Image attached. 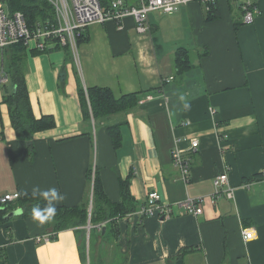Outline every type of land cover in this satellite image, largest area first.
Here are the masks:
<instances>
[{
    "label": "crops",
    "instance_id": "0c3cea01",
    "mask_svg": "<svg viewBox=\"0 0 264 264\" xmlns=\"http://www.w3.org/2000/svg\"><path fill=\"white\" fill-rule=\"evenodd\" d=\"M217 5L220 17L210 22L199 3L174 12L183 14L189 31L183 49L190 64L181 71L174 64L182 48L169 50L162 37H153L151 13L145 34L136 32L131 17L90 26L77 60L68 50L33 54L38 51L25 47L33 115L52 117L55 127L33 135L29 156L0 91V197L56 187L65 196L57 206L89 199L90 214L93 188L86 173L92 168L111 202L121 201L120 182L128 180L135 211L117 218L118 236L115 227L103 233V224L88 221L85 233L67 229L48 242L45 223L21 216L1 221L0 264H264V180L245 187V180L264 171V0H256L259 13L251 25L242 24L238 2ZM4 78L0 74L1 87L9 83ZM89 88L109 89L116 99L138 93L140 101L84 120L79 90ZM110 125L120 126L117 149L105 129ZM192 140L199 143L196 150ZM175 149L189 159L187 183L173 164ZM223 172L234 198L221 196L213 205L207 198ZM158 185L171 213L142 218L146 196ZM200 197L206 201L197 215L176 206ZM244 229L255 234L249 242Z\"/></svg>",
    "mask_w": 264,
    "mask_h": 264
},
{
    "label": "trees",
    "instance_id": "16d2710c",
    "mask_svg": "<svg viewBox=\"0 0 264 264\" xmlns=\"http://www.w3.org/2000/svg\"><path fill=\"white\" fill-rule=\"evenodd\" d=\"M103 5H106L107 0H102ZM10 9L14 12H22L28 23L32 24L38 19L46 18L52 20V10L42 0H8ZM220 17L219 8L212 6L209 12H206V22L214 21ZM87 36H83L79 43L87 41ZM43 54L45 52H33V54ZM5 54L8 71L5 73L6 82L10 83V87L4 86V102L8 106L11 125L16 133L17 138L23 139L27 144L29 156L34 154L32 138L35 133L50 130L55 127V121L52 117L42 116L36 119L33 115L31 104L29 101L28 92L24 82V72L26 70V55L25 46L22 43L12 45L0 52L1 67L3 65V55ZM188 51L179 49L175 55V67L181 71L187 68L190 64ZM15 89V91L13 90ZM79 100L84 120H89L91 117L94 120H100L111 115L135 108L140 96L138 93L125 95L116 99L111 91L106 88H89L85 94L83 89L79 90ZM107 135L111 140L114 149H117L122 144V133L119 125H110L106 128ZM263 173V172H262ZM262 173L255 174L250 180L260 181L263 178ZM94 178L92 181V175ZM86 178L92 185V208L89 214V199H84L79 205L74 207L57 206V214L55 218L46 222L45 226L51 239H55V235L67 229L82 228L85 233V228L90 222L92 227L103 224L105 229L108 226L115 227L116 235L119 234L117 226V218L125 217L128 214L134 213L135 208L133 200L129 196V181L120 182L121 201L118 203L111 202L102 187L98 170L92 171L88 169ZM245 180V181H250ZM44 207L46 201L43 198H33L32 195L19 197L12 203H9L3 208L0 207V222L5 221L4 216L15 209H21L23 218L31 217V209L35 205ZM145 205V204H144ZM90 215V217H89ZM102 228V225H101ZM93 229H91L92 231ZM106 234V233H105ZM105 237V235H104ZM103 237V238H104ZM188 250V249H187ZM186 252V251H185ZM179 256L178 262L181 260Z\"/></svg>",
    "mask_w": 264,
    "mask_h": 264
},
{
    "label": "built area",
    "instance_id": "2783aa9c",
    "mask_svg": "<svg viewBox=\"0 0 264 264\" xmlns=\"http://www.w3.org/2000/svg\"><path fill=\"white\" fill-rule=\"evenodd\" d=\"M52 10V20L46 18L38 19L29 24L25 15L14 12L10 9L8 0H0V52L6 48L22 43L27 48L39 52H50L54 50H68L69 53L78 59L79 40L86 35L87 28L92 25H102L108 21L121 24L122 20L131 17L134 20L135 29L138 34L149 32L150 26L148 17L151 12H162L172 14L181 7L190 3H199L209 12L212 6H217L219 0H107L103 5L102 0H42ZM239 3L242 16V24L251 25L258 15L256 0H232ZM6 82V78L2 80ZM214 114V110H211ZM199 146L197 140L191 141V148L196 150ZM173 164L179 169L180 177L187 183L190 172L189 159L184 158L183 152L179 149L172 151ZM264 180V171L262 173ZM94 175L92 177L93 181ZM250 180L245 183L248 187ZM214 193L207 198L211 204H216L219 197L224 196L229 200L234 198V189L228 185L226 172L217 175L213 181ZM19 194H7L0 197V207L14 202ZM204 198H187L185 201L176 204L187 209L188 213L197 215L199 205L203 204ZM171 213L170 206L165 204L158 191L149 192L146 196L145 205L139 211V215L158 216L168 218ZM90 227H88L89 229ZM50 235L44 238L45 242L50 241ZM255 237L253 230L242 231L243 241L249 242ZM38 241L40 239L38 238Z\"/></svg>",
    "mask_w": 264,
    "mask_h": 264
},
{
    "label": "rangeland",
    "instance_id": "374dc122",
    "mask_svg": "<svg viewBox=\"0 0 264 264\" xmlns=\"http://www.w3.org/2000/svg\"><path fill=\"white\" fill-rule=\"evenodd\" d=\"M153 14V24L156 26V29L153 30L152 34L155 39H159L162 37L165 41V44L168 46V49L173 48H185L186 42L188 41V32L187 27L185 26L184 20L186 18L183 16L181 12L178 13H172V14H166L162 12H151ZM183 42L185 43L183 45ZM164 50H166V46L164 44H160ZM186 49H188L186 47ZM162 51V48H160V53ZM193 52L191 53V56H194ZM3 57V65L1 67L0 62V74L5 77V73L8 71V65L7 60L5 57V54ZM1 85V84H0ZM7 87H10V83L6 85ZM1 87V86H0ZM3 86L0 88V91L3 92Z\"/></svg>",
    "mask_w": 264,
    "mask_h": 264
},
{
    "label": "clouds",
    "instance_id": "9594fccd",
    "mask_svg": "<svg viewBox=\"0 0 264 264\" xmlns=\"http://www.w3.org/2000/svg\"><path fill=\"white\" fill-rule=\"evenodd\" d=\"M184 96H180V100H184ZM190 108L188 103L184 104V109L187 110ZM27 195V192L24 193ZM32 197L43 198L46 201L44 207L40 205H35L31 209V218L33 221L38 222L39 224H44L46 222L52 221L57 214V204L65 199V196L56 188L50 187L47 190H42L39 186H34L31 190Z\"/></svg>",
    "mask_w": 264,
    "mask_h": 264
},
{
    "label": "water",
    "instance_id": "95a60500",
    "mask_svg": "<svg viewBox=\"0 0 264 264\" xmlns=\"http://www.w3.org/2000/svg\"><path fill=\"white\" fill-rule=\"evenodd\" d=\"M13 90L15 91V89H13ZM158 192L162 196L160 185H158ZM21 215H22V210H20V209L13 210V211L9 212L8 214H6V216H4V220L7 221V220H10L14 217L21 216ZM102 232L103 233L105 232V227H103Z\"/></svg>",
    "mask_w": 264,
    "mask_h": 264
}]
</instances>
